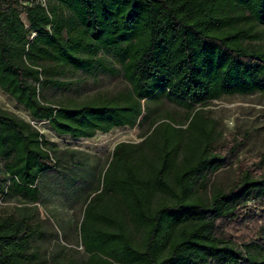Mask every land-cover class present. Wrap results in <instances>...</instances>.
<instances>
[{
    "label": "trees",
    "instance_id": "obj_1",
    "mask_svg": "<svg viewBox=\"0 0 264 264\" xmlns=\"http://www.w3.org/2000/svg\"><path fill=\"white\" fill-rule=\"evenodd\" d=\"M262 33L264 0H0V92L30 119L0 109V195L8 183L37 202L41 175L57 172L35 124L92 139L143 122L142 103L163 99L188 111L187 124L153 119L142 141L113 147L78 225L83 264H264V223L247 206L264 212V150L205 197L238 143L222 153L202 110L264 95ZM67 70L120 72L126 88L45 101L40 91L65 88ZM39 235L30 217L0 216V264H46L32 248Z\"/></svg>",
    "mask_w": 264,
    "mask_h": 264
},
{
    "label": "rangeland",
    "instance_id": "obj_2",
    "mask_svg": "<svg viewBox=\"0 0 264 264\" xmlns=\"http://www.w3.org/2000/svg\"><path fill=\"white\" fill-rule=\"evenodd\" d=\"M23 22L25 16L21 15ZM264 48V33L257 43ZM108 63L119 69L116 62L108 58ZM59 79L66 83L65 88H48L40 91L48 102H80L98 93H115L126 88L120 72L116 75H92L67 70ZM143 117L132 128H114L106 134L96 133L92 139H71L57 136L45 123L34 126L43 138L53 143L52 157L60 161L56 171L41 175L37 187V202L14 193L7 183L5 194L0 195V216L11 215L16 218L30 217L37 224L41 235L32 241L46 264H83L88 256L82 250L78 225L82 220L85 200L99 185L101 175L110 159L113 147L118 143L137 144L144 139L153 119L171 117L185 127L188 111L174 106L163 99L143 102ZM0 109L30 122L27 113L11 99L0 92ZM204 116L214 123L219 150L228 153L238 143L232 162L218 170L210 179L205 197L213 187L227 189L239 174L244 163H252L260 158L264 150V95L223 96L202 108ZM0 173L4 175L1 165ZM257 218L258 225L264 223L262 208L248 204ZM264 209V208H263Z\"/></svg>",
    "mask_w": 264,
    "mask_h": 264
}]
</instances>
